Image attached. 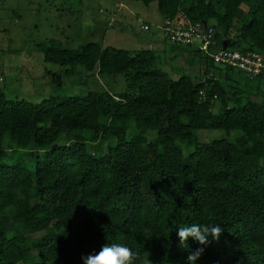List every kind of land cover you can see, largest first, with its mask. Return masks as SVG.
I'll list each match as a JSON object with an SVG mask.
<instances>
[{
  "label": "trees",
  "instance_id": "trees-1",
  "mask_svg": "<svg viewBox=\"0 0 264 264\" xmlns=\"http://www.w3.org/2000/svg\"><path fill=\"white\" fill-rule=\"evenodd\" d=\"M140 1L213 27L218 47L264 54V0ZM171 47L193 74L174 78L152 46L51 40L45 61L70 65L68 77L121 74L125 89L40 102L0 89V264H82L107 242L127 246L131 264H183L198 245L180 248L177 230L193 223L223 229L198 264H264V74ZM205 129L232 139L200 142Z\"/></svg>",
  "mask_w": 264,
  "mask_h": 264
},
{
  "label": "rangeland",
  "instance_id": "rangeland-1",
  "mask_svg": "<svg viewBox=\"0 0 264 264\" xmlns=\"http://www.w3.org/2000/svg\"><path fill=\"white\" fill-rule=\"evenodd\" d=\"M164 17L158 2L136 0H0V89L9 100L40 102L60 95L84 94L90 90L122 92L123 75H100L80 66L70 77L60 66L45 61V48L51 40L63 48L77 49L89 42L134 51L149 48L155 40L162 68L174 78L193 74L183 58L173 60L171 44L160 26ZM149 29L142 28V24ZM153 47V46H152ZM182 59V60H181ZM172 68L180 74L173 73ZM172 72V73H171ZM200 142L232 139L222 129L199 131ZM236 136V131L231 132ZM154 138V132L149 139ZM185 154L193 148L179 142Z\"/></svg>",
  "mask_w": 264,
  "mask_h": 264
},
{
  "label": "built area",
  "instance_id": "built-area-1",
  "mask_svg": "<svg viewBox=\"0 0 264 264\" xmlns=\"http://www.w3.org/2000/svg\"><path fill=\"white\" fill-rule=\"evenodd\" d=\"M142 28L148 30L150 27L143 23ZM160 29H162L165 39L171 44L196 46L217 64L238 69L250 77L264 74V54L218 47L216 30L211 26H205L203 23L185 24L165 19Z\"/></svg>",
  "mask_w": 264,
  "mask_h": 264
},
{
  "label": "clouds",
  "instance_id": "clouds-1",
  "mask_svg": "<svg viewBox=\"0 0 264 264\" xmlns=\"http://www.w3.org/2000/svg\"><path fill=\"white\" fill-rule=\"evenodd\" d=\"M222 233L223 229L220 225L193 223L178 228L177 237L180 248H183L186 244L189 246L188 241L190 238L198 245L194 250L186 251V256L182 258L183 264H198L206 248L217 242ZM131 256L132 252L127 246L107 242L98 252L81 256V261L82 264H131ZM164 264H173V262L165 260Z\"/></svg>",
  "mask_w": 264,
  "mask_h": 264
},
{
  "label": "water",
  "instance_id": "water-1",
  "mask_svg": "<svg viewBox=\"0 0 264 264\" xmlns=\"http://www.w3.org/2000/svg\"><path fill=\"white\" fill-rule=\"evenodd\" d=\"M204 24H205V26H207L206 23H204ZM222 48H223V49L231 48L230 41H229V40H224V41H223V44H222Z\"/></svg>",
  "mask_w": 264,
  "mask_h": 264
},
{
  "label": "crops",
  "instance_id": "crops-1",
  "mask_svg": "<svg viewBox=\"0 0 264 264\" xmlns=\"http://www.w3.org/2000/svg\"><path fill=\"white\" fill-rule=\"evenodd\" d=\"M153 43H155V40H154V39H153V40H151V42H149L148 44L150 45V47H151V46H153V47H154Z\"/></svg>",
  "mask_w": 264,
  "mask_h": 264
}]
</instances>
